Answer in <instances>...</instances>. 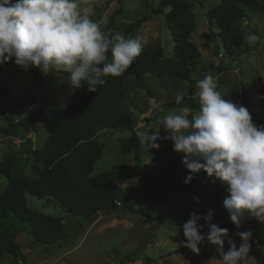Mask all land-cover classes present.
Wrapping results in <instances>:
<instances>
[{"label": "rangeland", "instance_id": "374dc122", "mask_svg": "<svg viewBox=\"0 0 264 264\" xmlns=\"http://www.w3.org/2000/svg\"><path fill=\"white\" fill-rule=\"evenodd\" d=\"M187 3L196 23L191 41L201 53V61L190 68L191 79L196 83L211 72L217 77V90L221 95L240 104L247 92L253 122L257 126H264V111L256 106L257 91L264 88V15L257 11L248 12V17L236 24L238 32L244 37L245 45L241 49H226L219 40L218 29L207 16L219 0H187ZM159 6L160 2L151 0H82L80 5L100 25L101 30L110 20L113 22V32L124 34L125 30L132 28L128 38L140 36L145 50L161 46L164 58L173 60L174 41L166 26L165 14H153V9ZM168 11L169 8L164 13ZM249 32L260 36V40L251 46L245 40V35ZM146 82L148 88L140 89L135 86L134 78H129L122 87L126 96L123 109L132 117L135 130L154 134L151 131L159 126V120L165 114L189 108L166 106L167 103L176 101V96L180 93L182 99H192L195 105V108H189L192 112L199 111L197 89L195 88L192 97L189 96L190 82L168 76L154 78L149 75H146ZM0 86H6L10 90L9 98L0 104L1 126H8L7 120L21 121L32 98L40 101L44 113L48 115L52 110L67 107L73 93L72 88L64 82L62 74L44 76L37 69L24 71L15 62L9 67L0 66ZM32 131L35 138L30 140V144L23 140L26 132L17 131L14 135L0 138V164L7 158L12 159L15 163L13 176L37 178L33 170L34 157L31 149L33 146L42 148L48 135L43 127L35 126ZM160 136L162 139L158 143L161 147L156 150L160 154L158 162L141 143L143 155L139 160L133 150L124 151L123 141L130 139V132L100 130L96 139L103 146V157L96 163L92 176L107 171L114 172L116 177L121 176L118 185L122 189L135 187L147 179V173L153 170L160 172L167 180L187 176L182 157L173 151L170 140L163 139L166 136L163 127L160 128ZM193 183L196 188L204 185L197 174ZM7 184L8 180L0 174V193ZM26 197L30 210L61 218L66 237L46 250L35 242L24 222L9 218L0 223V228L17 233L19 257L17 260L5 255L0 259V264H193L196 257L201 264H215L212 259L217 255L216 247L207 241L210 229L203 219L200 224L205 241L199 245L200 253L197 255L183 246L185 237L180 229L195 211L180 217L182 204L177 198H171L157 206L153 212L154 220L144 221L131 212L116 211L110 214L100 213L94 219L85 221L67 214L53 200L39 199L29 194ZM212 212L213 223L227 228L239 245L241 241L236 233L245 232L243 221L237 229L228 214L221 210ZM249 243L251 244V240ZM227 248L225 243V250ZM257 250L258 247L251 244L249 264H259L255 258Z\"/></svg>", "mask_w": 264, "mask_h": 264}, {"label": "trees", "instance_id": "16d2710c", "mask_svg": "<svg viewBox=\"0 0 264 264\" xmlns=\"http://www.w3.org/2000/svg\"><path fill=\"white\" fill-rule=\"evenodd\" d=\"M151 1L160 2V6L153 9V14H165L166 26L174 41L175 59H165L161 46L153 50L143 49L124 74L105 77L106 83L99 86L95 93L89 92L87 86L73 90L69 105L52 110L48 115L44 113L39 101L32 98L21 121L7 120L8 126L0 125V138L28 130L34 124H42L48 132L44 147L31 149L36 179L13 176L15 163L10 158L0 164V174L8 180L6 188L0 193V223L9 218L24 222L35 242L46 250L66 237L63 221L59 217L30 210L27 194L53 200L67 214L85 221L94 219L100 213L116 211L131 212L144 221L154 220L155 208L171 198L181 201L180 217L191 211L206 214L209 210H221L228 214L223 207L226 189L218 182L214 183L203 171L197 174L204 181L201 188H196L193 181L186 185L183 182L186 176L167 180L156 170L147 173V179L135 187L127 189L118 185L121 176L116 177L114 172L92 176L96 163L103 157V146L96 139L100 130L130 132V139L123 141L124 151L133 150L138 160L143 155L135 135L133 119L123 109L126 96L122 87L129 78H134L135 86L140 89L148 88L146 75L184 80L191 83L190 97L196 88L190 76V68L201 61V53L191 41L196 23L187 0ZM167 8L169 11L164 13ZM250 11L264 15V0H219L217 6L207 13L208 19L219 31L218 37L224 48L241 49L245 45L236 24L246 19ZM112 28L113 22L110 20L102 31ZM131 32L132 28L125 30L123 35L128 38ZM13 63H6L5 66L9 67ZM9 96L10 90L0 86V104ZM242 104L250 112L251 101L247 92ZM166 106L195 108L190 98L181 99L179 104L172 101ZM256 106L264 111L263 87L257 91ZM149 151L159 162L160 154L156 149ZM243 228L245 232L251 233L252 246L258 247L256 260L264 264V224L247 217L243 221ZM16 237V232L0 228V259L9 255L18 260L20 249ZM193 264H201L198 257Z\"/></svg>", "mask_w": 264, "mask_h": 264}, {"label": "clouds", "instance_id": "9594fccd", "mask_svg": "<svg viewBox=\"0 0 264 264\" xmlns=\"http://www.w3.org/2000/svg\"><path fill=\"white\" fill-rule=\"evenodd\" d=\"M82 0H0V66L15 64L24 71L37 69L44 76L62 74L73 90L87 86L95 93L105 77L124 74L143 51L140 36L102 31ZM251 46L260 40L254 32L245 35ZM111 56V59H109ZM67 74V75H65ZM199 111H170L159 120L154 134L137 129L138 141L159 150L163 127L173 151L182 157L190 185L201 171L226 189L223 207L239 229L247 217L264 224V126H257L243 104L226 99L217 90L211 72L196 81ZM182 93L177 94L180 103ZM191 117V118H190ZM198 199V198H197ZM210 229L207 241L216 247L215 264H249L251 233H236L213 223V212H193L182 225L184 247L199 254L205 241L200 221ZM225 243L228 248L225 250Z\"/></svg>", "mask_w": 264, "mask_h": 264}, {"label": "crops", "instance_id": "0c3cea01", "mask_svg": "<svg viewBox=\"0 0 264 264\" xmlns=\"http://www.w3.org/2000/svg\"><path fill=\"white\" fill-rule=\"evenodd\" d=\"M12 65H13V64H12ZM12 65H11V66H12ZM72 90H73V89H72ZM38 101H39V100H38ZM39 103H40V101H39ZM40 104H41V103H40ZM29 107H30V106H29ZM29 107H28V108H29ZM41 107H42V105H41ZM22 116H25V113H24ZM35 126H36V127L38 126V127H41V128L43 127L42 124H34V125H31V126L28 128V130H25V131H21V130H20V131H19V132H22V133L26 132V134H25V138L23 139L25 143L28 142V143L30 144V143H31L30 140H34V138H35V137H34V136H35V133H34L32 130H33V128H34ZM43 128H44V127H43ZM46 132H47V131H46ZM16 133H17V132H16ZM47 135H48V132H47ZM47 137H48V136H47ZM46 140H47V139H46ZM44 141H45V135H44ZM45 142H46V141H45ZM43 147H44V146H43ZM43 147H42V148H43ZM35 149H41V148H36V147L33 146V149H32V150H35ZM26 199H27V197H26Z\"/></svg>", "mask_w": 264, "mask_h": 264}]
</instances>
